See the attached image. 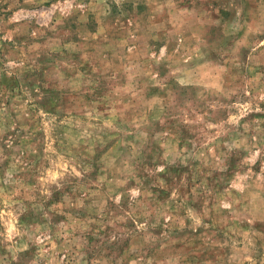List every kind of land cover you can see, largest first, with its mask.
<instances>
[{
  "label": "rangeland",
  "instance_id": "374dc122",
  "mask_svg": "<svg viewBox=\"0 0 264 264\" xmlns=\"http://www.w3.org/2000/svg\"><path fill=\"white\" fill-rule=\"evenodd\" d=\"M0 264H264V0H0Z\"/></svg>",
  "mask_w": 264,
  "mask_h": 264
}]
</instances>
